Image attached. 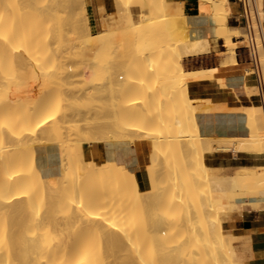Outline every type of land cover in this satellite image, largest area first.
Listing matches in <instances>:
<instances>
[{
    "label": "bare ground",
    "instance_id": "6f19581e",
    "mask_svg": "<svg viewBox=\"0 0 264 264\" xmlns=\"http://www.w3.org/2000/svg\"><path fill=\"white\" fill-rule=\"evenodd\" d=\"M73 1L75 0H0V192L2 193L0 194V216L3 213H6L5 215H2V217H5V216L8 217V215H10V217L14 220L17 217H22L21 219H23L24 217L23 213L26 210H28V208L30 210L32 208L31 207L32 203L33 202L35 203L37 201L36 199H35L36 201H33V200L36 197V195H38V193H40L47 200L50 206V202L57 201L58 197L61 195V192L63 190L64 192L65 191L67 192L69 186H70L69 190H71V188H73L75 184L79 186L80 185L79 183L81 182L82 183L85 182L86 184L90 183L93 186L94 185L99 186V184L106 182L105 187L106 186L107 188L109 187L110 190L108 191L111 194L119 191L120 194H123L122 197L124 198L120 200H122L123 203L125 200H127L125 202L127 204L124 205L125 207L123 206L124 209L123 210L121 209L122 211H126L125 208H128L127 207L128 204L129 206H131V212H132V205L130 204L134 205L133 208H136L135 206H137L139 211L142 209V207L143 209L144 207L146 209V206H143V205L144 204L147 205L146 202L148 200L151 199V201H149V204H150L153 202L155 198H158V197L162 198L161 196L164 193L161 194V192L159 191L160 189L158 190V188H153L155 189L153 194L150 191H149L150 193H147L145 191L141 192L138 189L133 173L129 172L125 167L117 165L115 162L107 161V162L99 163L95 159H92V158L85 159L84 152H83V143L91 142V141H99V140H125V139H133L136 137H148V133H150L151 134L150 138L153 139V143H154V152H156V154L163 152L167 156V153H168L167 151H170V152L175 151V152H178V155H179L180 154L179 151L185 150L186 153L183 151L184 154H182V152L181 154L183 155V157L184 155L186 157V160H185L186 166L184 162L182 163L183 165L181 164V168L183 170L187 168L186 169L187 174L186 172L185 174L188 175V178H189L190 184H188V186L194 184L193 186L194 190L190 188L191 186L188 187V189L190 188L194 192V198L190 197V195H187L189 199L184 197L186 195L184 194L183 196L182 194L183 186L181 185L177 184L178 186H181L180 188L177 187L178 190L182 188L181 194L178 193L179 191L176 189V184H175V189L178 192L177 191L175 192L177 194L175 192H173L172 194V190L174 188H172L170 192L166 190L170 189L171 187L167 188L166 190L163 187L166 193L168 192L171 193V194L168 193L169 194L168 197L169 196L172 197L174 202L182 203L184 206L183 207L184 209L182 210L180 207H174L172 209L169 208L167 211H165L167 207L163 204H160L159 202L160 200L159 201L157 200L159 202L158 206L153 204L150 208H147V210L150 214L157 215L154 219L159 225L157 227L158 229L153 230L152 225H150L149 223H148L149 225L146 223V225L141 226V228L140 226L138 227L136 225H134L135 227H132V228L136 229L137 231H139L137 228H140L141 230L142 228H144L145 229V230L143 229L145 231L144 233L147 234V236L151 232H156L157 234L159 233L165 234L168 231L170 232L169 233L170 237H173L171 236V234L175 232L177 233L176 235L174 234L175 238L183 236L180 231H183V230L186 231L187 229V232H189L190 234L192 233V231H194L193 234L188 235V238L186 237L187 236L186 235L185 239L187 238L186 240H188L190 238H194L192 239V241L194 240L195 243H193L192 241H189V242L192 243V245H195L197 243L196 241L199 240V238H203L204 246H203V243L202 244L197 243L198 245H202L201 248L204 249L206 247L211 254L213 253V255H214V250H216L217 248L218 249L216 253H219L221 251L219 253V258H222L221 260L217 258L218 254L215 253L216 255L215 260L217 264H221V262H228L225 259H227L226 258L227 256L229 258H231V256H229L230 254L229 255L225 254V252L223 251L225 249H222V248L229 246L230 234H229V229H228V233L224 230L223 225H222V218H221L222 213H226L228 211L225 209L228 206V203H224L221 200L215 201L213 190L217 193L218 198L234 196L238 192H241V191H246L250 194L259 193L260 195H264V165L250 166V167H238L237 171L232 174L212 173L211 167L207 166L204 162V153L206 151H211L214 149L232 148L231 150H235V151L243 150V151L254 152L256 154H264V133H263L264 125L262 126V113H260L261 110H259L260 106H258V104H255V103L250 105L251 106L250 107L251 122L249 126V134L247 136L228 137L226 141L220 144H216V145L213 144L212 142H208L204 148L202 147L199 150L198 154H194L192 152V149H190L192 146L190 145L191 143L187 145V140H186L188 139V136H189L188 133L190 132V131L187 132V128L189 125L188 116L185 115L181 110L177 112L175 115L171 116L169 115V112L167 111V109L163 110L164 108L162 109V107L161 109L163 111L160 108H159L160 110L151 109V106L153 105V102L155 100H156V104L157 102L159 103L160 101H161V104L164 102L163 105L158 104V106H164V105L167 106L170 104L171 102L170 100L174 99V97L176 96V92L180 88H185V89L187 88L186 87L187 78L189 77V73L186 72L183 67V63H182L183 56L189 53L191 54L192 52H194V54H198V53L207 51L209 48L208 40L188 38L187 35L184 34L186 30L184 28V23L182 21L183 17H176L177 15L175 17L168 15L165 11L166 3H164L163 1H160L161 3L159 4V7L157 6L156 8L152 0H115L116 3L118 4L117 9L119 11H121L120 9H125V10L129 9L131 10L130 11L131 13L132 8L134 6H137V8L139 9L140 15L143 16L139 21L135 22V21H132L133 14L131 13L132 19L129 17L130 15H128L129 19L127 18V21H128L127 23L129 24L130 23L129 20H131L132 23L129 24L130 28L131 29L135 28V30L133 29L134 30L133 32L131 29L129 30V28L128 30L124 28L127 31H130V33L132 32V34H129L128 36L129 38H131V40L128 39V41L131 42L130 43L131 47L128 41H126L127 45L126 43H124V40L123 42L121 41L122 45L124 44L122 46L124 49L123 51L125 52V47H124L125 45H126L127 52L130 51L128 53L125 52L124 54H121V56L123 57V61L128 62V63L131 62L132 59L135 61V62L132 61L134 63L133 65H128V63H126L127 64L126 66H129L128 68L132 70V75L136 77L139 81L132 83L133 86L135 84L134 87L132 86L131 82L130 83L128 82L129 79L126 82L122 81L121 82L122 86L120 84V87H119L120 90L117 91L118 89L116 87L117 85L113 87V85L116 84L115 83L116 77L120 75L123 76L124 73L118 74L115 72L114 70L115 67L112 64L114 61L111 63L110 62L111 60H110L107 62L108 63L107 66H103L104 64L102 63H96L95 61L90 60L91 57L88 58L89 55L92 56L93 54H96L98 52L99 46H101L102 44H105V43L110 44L112 40L114 41V39L116 41L115 37H118V34L115 32L116 29L103 28L98 31L92 32L90 25H89L88 17H85V14L84 15L82 14L83 13L82 8L85 6L86 0H78L79 6L80 4H82L81 5L82 7L84 4V6L80 8L82 9V12L80 11V13L84 17H81L82 19L80 20L75 19L72 16V12L75 8V6L72 5ZM219 2L222 3V1H219ZM256 3H257V0H256ZM220 7L221 8L219 9V11H217L216 13L214 12L215 16L213 17H215V20L217 21V24H218V28H217L218 36L223 39V46L228 50V53L223 57L220 64L221 65L222 64L224 65L225 63L235 64L237 61L235 58L234 47L235 46L237 47V41L233 40V36L240 35L238 33L239 29L237 27H234V28L229 27L227 24V15L231 12L228 3H223V5H221ZM259 11L264 20V12L260 9ZM122 12H121V15L123 18ZM154 12H155V15H153ZM157 12L160 13L159 17L157 15ZM126 14H129V12L124 13V15ZM156 15L157 17H153ZM124 17L126 18V16ZM119 22H120L119 27L121 28L123 21L122 22L119 21ZM127 23L126 22L125 24L123 23V26L126 27L128 25ZM129 25L127 27H129ZM122 30H123V27H122ZM174 32L179 34L180 42L174 43L171 41L174 44L171 43L170 48L165 47V44L167 43V41L174 39V35H173ZM233 32H235V34ZM176 39H177V35H176ZM120 40H119V44H121ZM136 41H137V44H134ZM134 45H137V46L135 47ZM127 46H129L131 49L128 47L129 49L128 50ZM132 46L135 47L133 48V50H132ZM260 50H261L262 57H264V47L263 48L260 47ZM263 61H264V58H263ZM10 67L11 69L18 71L19 73L20 72L22 73V74L20 73L22 75L20 80L22 81L20 82V80H18V82L20 83L15 86V89H12L16 91H7L6 89L7 86H9L8 85V83L10 82L9 79L15 80L14 78H17L13 76L12 74L13 70L12 71L7 70ZM126 69L127 67H124L123 68L124 71L122 70L120 71L125 72ZM129 70L126 72L129 73ZM6 71L8 72L10 71L11 74L6 73ZM100 73L102 74L105 73L106 77L103 75L101 77H104L105 80L107 79V81L103 80V78H100V79H102L103 82H105L104 84L107 87L105 88L106 89L105 91H108L109 95L108 93L107 94L105 93L107 95V99L105 96L102 97L103 95H105L104 90L103 91L100 90V92L102 93L101 94L99 92L100 96L98 95L99 93L97 91H95L97 93L94 92V94H91V95L92 97L94 95V96L102 97L103 99L105 98L104 100H108L109 98L110 101L111 100L114 101L115 106L111 104L113 107L112 108L109 107L110 109L107 108L108 103H106L107 107L105 105H102V103H100L99 106L101 105L102 107L100 106L99 108L97 106H94L96 105V103L93 105L92 103H90L91 105L90 106L87 104L88 101L86 102V100L83 99L84 94H85L84 97H86L87 99L86 94L88 90L94 91L97 88V85H95L94 81L89 82L88 80H91V78H93L95 75L99 76ZM153 74L157 76L165 77L167 83L169 84L168 87H169L170 92L167 94H163L164 97L162 96V94L160 95V93H157V91H155L154 88H150L148 86L147 77L153 76ZM10 75H12L13 77L11 76V78H9ZM7 76H8V79H7ZM5 82H6V85H5ZM103 82L101 83V86H103ZM127 82L129 84H126ZM123 83H125V85ZM8 90H10V86ZM95 99L96 98L94 97V99H90V100L95 101ZM199 101H202V100L199 99ZM82 102H83V105L86 104L85 105L87 106L86 108L83 107L82 109L80 107V103L82 104ZM18 106H22L23 109H18ZM92 106L95 107L97 110L101 109V113L105 109L104 107H106L108 111L107 109H105L106 113L103 112V114H106V116H104L103 114L101 115V113L99 114V111L97 112L95 108L94 109L96 111H93ZM192 106L194 107L193 103H192ZM196 107L198 108L199 106L196 105ZM88 109L90 110L92 109V112L89 111ZM93 113H96V114L92 115ZM166 114L169 116H167ZM102 118L105 120H102ZM192 118H193L192 120H194V116H192ZM149 120H151L156 125L157 124L163 125L165 127L164 132H162L160 135L155 134L154 131L150 130L152 129L150 124H153V123L148 124ZM188 129L190 130V128ZM100 131L103 132L104 136H101ZM112 136H116V139L115 137L113 138ZM117 136H118V139H117ZM49 142L56 143L60 150L61 174L60 176H57V177L45 176L41 168L35 163V154H36L37 148ZM228 142L232 144V146L229 145ZM156 154H154L155 157H156ZM169 155H171V153ZM162 156L163 154L159 155V157L157 155L158 159L159 158L162 159ZM172 157L173 156L171 155L170 158L173 159ZM179 157L180 155L178 156V158ZM185 157L183 158V160L185 159ZM161 159L159 161H161ZM163 159L165 160V158ZM159 163H162V161L158 162V165L156 164L154 165L159 166ZM164 163L168 165L167 162H164ZM162 166H165V165H162ZM183 166H185V168ZM156 168H159L161 170L162 167L160 166ZM181 168L179 165L177 169L179 170ZM165 169H169V168L165 167ZM174 169L176 170L175 167L169 170L172 172ZM161 171L163 172V169ZM161 171L155 170L156 173L161 172ZM182 171H181V175H183L182 173L184 172ZM152 172L154 174H152ZM155 172L154 170L149 172L153 175L152 178H155L154 177ZM166 172H168V170ZM169 174L171 175V173ZM177 174L174 176L178 177ZM161 176H163V173L160 174V177ZM152 178H149L151 179L150 180L151 183L154 185V187H157L155 185H158V184H154L155 182L152 181L153 180ZM167 178L169 179L170 176H167ZM173 178L174 179H171V181L173 180L178 181L179 179V181L182 182L183 180L184 181L186 180L184 179L185 178L184 176H181V177L179 176L177 179H175V177ZM181 178H183V180ZM163 179L164 178H162V180ZM162 180L160 178V181ZM168 183H166V180H165L163 184L159 182L158 186L159 187L165 186L164 184H168ZM203 183L208 184L207 189H210L209 191L208 190L206 191V187L204 188L205 185L204 186L201 185ZM68 184L69 186H67ZM185 184H187V181H185L184 185ZM210 184L212 186L211 188H208V186L210 187ZM85 185L84 187H86ZM171 186H174V185H171ZM186 186H185L186 188L185 190L189 193L190 191L187 190ZM66 187L67 189L65 190ZM199 188L202 190L205 189L203 191L206 193L203 194V191L202 193H200ZM95 189L98 190V187H95ZM79 190L76 191L74 194L76 193L78 194L80 192ZM83 190H86V189L83 188ZM97 190L95 192H97ZM72 191L74 192L75 190L72 189ZM70 192L68 191L67 193H70ZM73 192L70 194L69 196L70 198L68 197L70 200L72 199L71 195L73 194ZM106 192L107 191L103 193H106ZM119 192H118V196L120 195ZM158 192H160L161 195ZM108 193H106V195ZM77 194L75 196H77ZM115 194L117 195V193ZM62 195H65V194L62 192ZM106 195L104 196L106 197ZM86 196L87 195H85V197ZM118 196H117V199H118ZM108 197L110 196L108 195ZM64 198H67V197H64ZM101 198L102 197H100L99 199L101 200ZM92 199L93 197L91 198V200ZM164 199L165 198H163V200ZM73 200H74V197H73ZM73 200H72V203H75V201ZM76 200H79V199H76ZM163 200L161 201V203L165 202ZM173 200L171 199V201ZM92 202L94 203V201H91V203ZM119 202L120 201L118 200V204ZM48 203H44V205L42 204L44 208L46 206L45 204L48 205ZM63 203L67 205L66 202H63ZM76 203H77V206L76 204L75 205L73 204L74 206H76V208L74 211L72 210L73 212L70 211L71 212L70 217L72 219L74 218L75 221L80 220L79 222L73 223V221L69 218V220H71L69 222H72L74 225L70 224L71 226L70 225L66 226L64 224L65 225L64 226L63 224H61L63 225V227H61V225H59L56 222L58 221V218H59V217L57 218L56 217L57 215H56L55 216L57 218V220L55 218L56 221L54 219L52 220V218H51L52 221L50 220V222L53 223V224L51 223L52 226L53 225L54 226L50 228L48 227L49 225H46L48 229L49 228L51 229V232L53 229L54 230L55 229L65 230L64 232L66 233V235H63V237H60V236H58V238L56 237L57 240H62L64 238V242L68 241L67 239H69V242H72L73 238L78 239L81 236H82L81 238L82 240L85 238L83 237V235L84 234L88 235L89 232H93L92 230L94 228H96L95 230L98 232H100V230H97V229H102V233H103L105 232L103 229H105L106 226L108 227L112 225V224L111 225L109 224V221L111 220L109 217V215H111L110 210L104 211L107 208L109 209L108 206L107 208L103 209V207L101 205L98 206L99 205L98 204L97 206L99 208L98 209L96 208L97 211H95L94 210L95 207L94 209H92L90 207V204L88 205L84 203L83 201L79 200ZM93 203L91 206H93ZM109 203L111 202L109 201ZM170 204L172 203L170 202ZM259 204L260 203H255L257 207L259 206ZM61 205H58V207L60 208ZM65 205L64 207L62 206L64 209L66 208ZM121 205H117V208L120 207ZM138 205L139 206L141 205L142 207L140 208ZM161 205L163 209L165 208L164 211L160 210L161 208L159 209V206ZM191 205L193 208H191ZM105 206L106 204L104 205V207ZM35 207L37 208V206ZM70 207L71 206L69 205L67 209L69 208L70 210ZM100 207H101V210H100ZM47 209L45 208L46 213L55 212V211H52V210L50 211ZM192 209H194V213ZM36 210L37 209H34V211L32 210L30 211L36 214L37 213L40 214V212H37L38 210L37 211ZM99 211L101 213L103 211L105 212V214L108 213L107 217L109 218L108 219L105 218L106 219L105 221L103 220L104 219L103 213H102L103 216L101 215V218H103L102 220L104 221L106 225H104L103 221H101V218L99 216L101 213ZM122 211H120V213ZM135 211L137 213L136 215L137 217L139 215L138 214L139 212H137L138 211L137 209H135ZM114 212L115 211H113V214H115L116 216H113L112 214L113 217L111 216V218L112 219L114 218L116 221H118V218H119L117 217L118 213L117 212L114 213ZM46 213L44 212V214ZM182 213H184V217L181 216V218H178V216H180ZM44 214L43 216L46 217V215ZM50 214L52 215V213ZM54 214H58V213H54ZM122 214L124 213L122 212ZM125 214L129 218L131 217L132 213L125 212ZM133 214H132V218H134ZM65 215L68 216V214H65ZM192 215L197 216V217L201 216V218L204 217L203 220H201L203 221L201 222L202 228H198L200 230L198 229L193 230L192 227L189 226L191 225L190 223H192V220L195 218ZM15 216L17 217L15 218ZM25 216H26L24 217L25 219L30 218L29 216L27 218L26 214ZM176 216H177L176 218L177 221L173 222V219ZM2 217L0 218L2 219ZM33 217H35V214L33 215ZM36 217H38V220L40 219L39 215H37ZM63 218L65 220L67 217L66 218L63 217ZM198 218L201 219L200 217ZM45 219L46 221H48L47 218H44V223L46 222ZM139 219L143 220V218L141 217H139ZM6 220L2 219L3 222ZM130 220L133 221L132 219ZM171 220H172V223L170 222ZM26 221L27 222L31 221V224L27 223L28 226H26V222H25V225L24 224L22 225V222H23L22 220L20 225L22 228L23 226L25 228V231H23L24 235L25 234L32 235V237H30V239H27V240H32L33 242L35 233L34 231L32 232V230L34 229L33 228L30 229L28 227L30 225L33 226L32 221L34 220L30 218V220H26ZM40 221H42V219H40L38 223ZM53 221H55L56 224H54L55 222ZM120 221L122 222V220ZM197 221L199 222L200 220H197ZM16 222L17 224H19L20 223L19 219ZM110 222H112V220ZM147 222H149V220ZM133 223H132V226H133ZM14 224H16L15 221H14ZM17 224L15 226L13 225L14 227L11 226L14 230H16V232H17V229L18 231H21V229L17 227ZM116 224L117 223H115L114 226L112 225L111 227L114 229L118 228L117 231L119 230L121 231L122 229H120L119 227H121L123 223L121 225L118 224L119 227H117ZM128 224L125 223V225L123 226H126L127 228ZM134 224H137V222ZM138 224L141 225L140 223ZM7 225L5 227L3 226L2 228L0 227L1 228L0 230H2L3 228L5 229ZM115 225H116V228H115ZM102 226L103 227L105 226V227L103 228ZM129 226H131V224L128 225V227ZM149 226H151L150 227L151 232L146 231L148 230ZM187 226L191 227V230L189 229V227L187 228ZM197 226H199V224L196 225V227ZM37 227H40V225L39 226L37 225ZM37 227H36V230H37ZM44 227L45 226L42 227V230ZM14 230L13 232H11L10 229H7L6 233L8 234L9 232V235L5 233L6 235L5 236L3 233L2 236L4 235V237L0 236V264H35V261H36L35 258L37 256L39 257V258L37 257L39 260L36 261V264H43V263L45 264H68V261L70 259L69 250H71L70 245H67L66 243H64L67 247L69 246L70 249L67 247L65 249H62L64 247H59L58 245H56V243L55 245L57 246V248H59V250L56 249V246L55 248H52L48 245L47 246L45 245L44 248H41V247H38L39 244H42V242L43 244L45 243L44 241H42V239L40 243L39 239L37 238L39 241L37 245H35L37 241L33 242L34 245L37 247L32 246V248L30 249L28 243H26L28 245H24V247L25 246L29 247V249L27 248L28 253H26L24 251L25 248L22 247L23 241L26 238H24L22 232L16 235V232H14ZM45 230L46 228L44 229V231ZM188 230H190L191 232ZM113 231L115 230H112V234H113ZM42 232L43 231H41L40 233ZM48 232L50 231L48 230ZM121 232L125 233V227H124V231H121ZM132 232L135 233V231H132ZM139 232H137V234H140ZM13 233L15 235H12ZM109 233H111V231H109ZM156 233H154V235H156ZM179 233H181L180 236L178 235ZM36 234L37 235L35 237L39 235V232L38 233L36 232ZM51 234H53V232ZM90 234L91 233H89V235ZM68 235L69 237H67L65 240V237ZM121 235L119 233L115 236H121ZM134 235L135 234L131 233L130 228H128V234H126L127 238H131V240L134 238L133 240L134 242H136L135 240V236H136L137 243H140L142 239L144 242V238L142 235L141 236L139 235L134 236ZM138 236L142 238L140 239ZM147 236L145 235L144 237H147ZM42 237H44L43 234H42ZM56 238H53V239L55 240ZM70 238H72L71 241H70ZM86 238H91V236L90 237L86 236ZM98 238H101V237H98ZM104 238L107 239L106 241H109L107 238V235L104 236ZM43 239H45L46 241V237H44ZM79 239L77 240V243L81 242L79 241ZM101 239L99 241H101ZM109 239L111 240L112 238H109ZM113 239H115L114 236H113ZM116 239H118V241ZM116 239H115L116 242L120 241L119 238H116ZM139 239L140 241H138ZM148 239L150 241L152 240V238L151 239L148 238ZM182 239H184V237L183 238L180 237V240ZM158 240L160 241L161 238ZM158 240H156V242ZM172 240H176V239L172 238ZM99 241L97 244H94V242L96 241L93 242L92 240L91 242V240L89 239L88 245L90 247L85 246L83 243L86 244V242H84V240L82 241L83 242L82 246H84L83 248L85 249V247H87V253H85L86 254L85 256L87 255L89 256L86 259L87 262L85 264H95L92 256L94 255V253H97V255L98 253H100L99 248H97ZM112 241L114 240H111L110 242ZM159 241L158 243L163 242V241H160V242ZM177 241H178V238H177ZM134 242L132 241L130 244L127 243V245H129L128 247L132 245V247H130L129 249L133 248L134 245H137V243L135 244ZM179 242H180L179 243L180 245L187 243V242L181 243L183 241H179ZM62 243H63V240H62ZM132 243H134V245ZM144 243L141 245H144ZM57 244H58V241H57ZM79 244L80 243H78V245ZM93 244L97 245L96 248L99 252L95 251L96 249L95 247H94L95 249L92 248ZM104 244L106 245V243ZM109 244L110 243L108 242L107 246ZM117 244L118 243H116L115 247H118ZM145 244H148V243L146 242ZM216 244L218 247L215 248ZM30 245H32V243H30ZM169 245L171 246V244ZM192 245L189 244V246H192ZM40 246H43V245H40ZM100 246L101 245L99 244V247ZM112 246L113 245L111 246L109 245V247L111 248ZM172 246L170 247L171 249H169L171 251H172V248L175 247L176 245L173 247ZM189 246L187 247L189 248ZM139 247L140 246L138 245L137 249L135 250L138 251L140 249ZM197 247L199 246H196L194 249H198ZM81 248H82L81 246H80V249L75 248L79 251V252L78 251H75V252L80 253V251H82L84 253V251ZM104 248H107V247H104ZM104 248L103 250H105ZM151 248H152L151 250H153L154 252L157 251V249L155 251L154 247H151ZM206 248L205 250H207ZM219 248H221L222 250H220ZM61 249L62 251H60ZM117 249H119V252H120L121 249L120 248H117ZM174 249L178 250L179 248L177 246ZM181 249H180V252L182 251ZM103 250H101L102 254H105V251H107V249L104 251V253H103ZM122 250H123L122 253L124 252V254L127 252H129L130 254L131 252V251H126L123 248ZM141 250L146 251V249H143V248ZM151 250L147 251L146 253V255L148 256L150 255L148 258L153 257V255L155 256V253H153ZM218 250L220 251L218 252ZM111 251L113 252V250L110 249V252ZM158 251L160 252V254L165 255V252H162V250H158ZM183 251L184 253L185 251H187L186 254L188 253V250L184 249ZM190 251H189V254H190ZM115 252L117 251H114V253ZM150 252L153 253V255L150 254ZM174 252L177 253L178 258L176 259L180 260L179 263H181V260L183 259L184 260L183 262L186 264L188 262L187 260L192 257V255L191 256L188 255L189 256L188 259L185 257L182 258L183 256L182 252H181L182 256L179 254L180 253L179 251H178L179 253L177 251H174ZM222 252H223L224 258L220 257ZM229 252L230 251H228V253ZM71 253H72V256L76 254L73 252ZM175 253H173L174 256H175ZM27 254L29 256H27ZM39 254L41 255L39 256ZM133 254H134V257L131 258L132 259L131 262L133 260L135 261L136 260L135 258L137 257H138L137 259H140V258L143 259V257L139 258L138 256L139 254L138 255L136 253H133ZM140 254H141V251H140ZM99 255L101 256V254ZM105 255L108 256L107 254ZM109 255H111L110 257H113L111 253ZM121 255L119 256L121 257ZM85 256H83L84 259H85ZM125 256L127 255L125 254ZM78 257L79 256H77V258ZM93 257L95 258V256ZM128 257L129 256H127V258ZM146 257L144 256V259ZM170 257L173 258L172 256L166 255L165 258H163V260L166 259L165 261H168V259L169 260L171 259ZM125 258L126 257L122 259L123 263H124ZM72 259L74 260V258ZM84 259L82 260L84 261ZM158 259L160 258L158 257ZM207 259L208 258L205 256H198V257L194 256V259L192 260L194 264H201ZM58 260L61 262L57 263L56 261ZM185 260L187 262H185ZM192 260H190L191 263H192ZM127 261L128 260H125V263ZM134 261L132 262L133 264H134ZM149 261L148 263H150ZM170 261H172V259ZM106 262L108 264V261ZM118 262L121 263L120 260ZM137 262L138 261H136L135 263ZM139 262L141 263L142 261L140 260ZM159 262H162V260L160 259ZM172 262L174 263V260ZM69 263L73 264L72 261L71 262L69 261ZM127 263H129V261ZM206 263H208V261ZM80 264H82V262ZM104 264L106 263L104 262ZM141 264H143V262Z\"/></svg>",
    "mask_w": 264,
    "mask_h": 264
},
{
    "label": "crops",
    "instance_id": "0c3cea01",
    "mask_svg": "<svg viewBox=\"0 0 264 264\" xmlns=\"http://www.w3.org/2000/svg\"><path fill=\"white\" fill-rule=\"evenodd\" d=\"M114 1L86 0L89 25L95 31L103 28L116 29L119 27ZM164 1L166 3L165 11L168 15L183 17L182 21L189 38L207 39L209 42L207 51L198 54L192 52L184 55L182 59L184 68L189 73L186 86L187 95L193 105L199 106L195 112V119L200 135L203 137L247 136L249 134L248 118L243 108L254 103L258 104L259 98L249 96L245 92L247 86L253 89L254 79L251 75L245 73L246 62L243 57L238 50H235L237 61L235 64L225 63L221 65L217 62L223 57H218L219 51L225 50L223 49V39L217 35L216 21L213 14L202 9L199 6V0ZM257 4L259 9L264 12V0H257ZM228 5L231 10L227 15L228 26L241 28V24L237 20L239 6L236 0H228ZM141 18L142 15L139 13L133 16L134 21H139ZM233 40L238 43L243 42L240 39L236 40L235 36H233ZM199 99L202 101H199ZM229 149L206 151L204 153L205 164L209 167L220 168L223 171L234 167L264 165V154ZM152 151L154 152V143L150 137L83 143L85 159L92 158L99 163L110 161L125 167L133 173L141 192H148L153 188L159 190L161 188V186H158L159 182L162 183L165 174L162 166L163 157L158 159L160 154L154 152L155 157ZM183 151L185 152V150ZM183 151H179L180 159L185 157V155L184 157L182 155L184 154ZM179 155L176 152L172 156L178 158ZM160 159L162 163L156 166L158 162H161ZM35 163L41 168L45 176H60L61 155L57 144L49 142L39 146L35 154ZM160 166L163 172L156 168ZM153 170L154 172L155 170L161 171L155 172L154 177L159 176L156 179L152 178L153 172L152 174L149 173ZM159 173H163V176L160 177ZM149 178L153 179L154 184H158L155 185L157 187H154ZM160 178L162 181H160ZM157 200L159 201V198H155L150 204L148 200L147 205H143L146 206V209L144 207L145 214L149 213L147 208H150L153 204L158 206ZM217 200L228 204L234 201L241 205L240 208L228 210L222 218L224 230L228 233L229 229V234L235 236L239 246L246 248L244 259L241 254L236 253L231 261H235L236 264H264V206L257 207L255 205V203H261L262 201L257 200L256 194H250L246 191L238 192L233 199L223 197L217 198ZM251 204L255 207H252Z\"/></svg>",
    "mask_w": 264,
    "mask_h": 264
},
{
    "label": "rangeland",
    "instance_id": "374dc122",
    "mask_svg": "<svg viewBox=\"0 0 264 264\" xmlns=\"http://www.w3.org/2000/svg\"><path fill=\"white\" fill-rule=\"evenodd\" d=\"M153 1V4H154V6H156V8H157V6L159 7V4L161 3L160 1H163L164 3H165V1L164 0H152ZM219 1H222V3H220ZM219 2V3H218ZM158 3V4H157ZM163 3V4H164ZM223 3H228V0H199V6L202 8V9H204L205 11H208V12H211L212 14H213V16H215V13L217 12V11H219V9L221 8L220 6L221 5H223ZM73 6H75V8H74V10H73V12H72V16L75 18V19H78V20H80V19H82L81 17H84V16H82L81 15V13H80V11L82 12V9H83V15L85 14V17H88L87 16V12H86V3H85V6H84V4H83V8L81 7V5L82 4H80V6H79V2H78V0H75V1H73V4H72ZM217 5H219V6H217ZM114 6H115V9H116V12H117V14H118V18L119 17H121V18H119V21H123V23L125 24V22L127 23L128 21H127V18L129 19V17L131 18V15L132 16H134V15H136V14H140V12H139V9L137 8V6H134L133 8H132V14L130 13V11L131 10H125V9H120L121 11H119L117 8V6H118V4L114 1ZM215 6V7H214ZM80 8H82V9H80ZM215 8V9H214ZM85 9V10H84ZM216 9H218V10H216ZM122 10H123V12H122ZM125 10V11H124ZM214 10V11H213ZM84 11H85V13H84ZM129 12V14H126V15H124V13H128ZM213 11V12H212ZM121 12L123 13V18H122V15H121ZM136 12V13H135ZM215 12V13H214ZM159 12H157V15H158V17L160 16V13L158 14ZM81 15V16H80ZM128 15H130L129 17H128ZM153 15H155V12H154V14ZM157 15L156 16H153V17H157ZM124 16H126V18L124 17ZM172 16V15H171ZM143 17V16H142ZM175 17V16H174ZM176 17H182V16H180V15H177ZM126 20H125V19ZM132 19V18H131ZM214 19H215V17H214ZM132 21H134V19L132 20ZM216 21V20H215ZM129 24H131L132 22H131V20H129ZM136 22V21H135ZM123 23H122V25H121V28L120 27H118L119 28V30H118V28H116V30H115V32L118 34V37H115L116 38V41H115V39H114V41L112 40L111 41V43L109 44H107V43H105V44H102L101 46H99V48H98V52L96 53V54H93L92 56H88V58L89 57H91L90 58V60H92V61H95L96 63H102V64H104L103 66H107V62L108 61H110L112 64H113V66L115 67V72L116 73H118V74H120V73H124V75L123 76H118V77H116V84L115 85H113V87L114 86H116L115 88L117 89V91L118 90H120V84H121V82L122 81H128V79H129V83L131 82V84L133 83V82H138L139 80L136 78V77H134L133 75H132V70L130 69V68H128L129 66H126L127 64L126 63H128V62H124L123 61V57L121 56V54H124L125 52L126 53H128V52H130V51H128L127 52V50H126V45H127V42L126 41H128V39L129 40H131V38H129L128 36H129V34H132V32L135 30V28H133L132 26V28L134 29H131L130 28V25H129V27H125V26H123ZM119 24H120V22H119ZM120 26V25H119ZM216 28H218V24H217V21H216ZM122 27H123V30H122ZM176 27V26H175ZM91 28V31L92 32H95V30L92 28V27H90ZM124 28H126L127 30H128V28H129V30L131 29L132 30V32L130 33V31H127L126 29H124ZM239 29V34L240 35H236L235 37L237 38L236 40H238L239 39V37L241 36V34H242V29L241 28H238ZM120 30H122V31H120ZM120 31V32H119ZM119 32V33H118ZM175 33V34H174ZM173 33V35H174V39L173 40H169V41H167V43L165 44V47H167V48H170V44L172 43V42H174V43H178V42H180L179 40V38H180V36H179V34L178 33H176V32H174ZM234 34H235V32H233ZM184 34H186L187 35V33H186V31H185V33ZM176 35H177V39H176ZM217 35H218V29H217ZM187 37L189 38V36L187 35ZM118 38V39H117ZM121 39V40H120ZM177 41H176V40ZM119 40H120V43H121V41L123 42V40H124V43H126V45L124 46L125 47V52L123 51L124 49H123V45H122V43L121 44H119ZM175 40V41H174ZM118 41V42H117ZM172 41V42H171ZM129 42V45H130V41H128ZM133 42V41H132ZM113 43V44H112ZM174 43H172V44H174ZM133 44V43H132ZM134 44H137V41L134 43ZM244 44V41L243 42H237V46H240V45H243ZM114 45V46H113ZM135 47L137 46V45H134ZM116 49H118V50H116ZM128 47L129 46H127V49H128ZM130 47H131V45H130ZM129 47V48H130ZM135 47H133L132 46V50H133V48H135ZM101 48H103V49H101ZM108 48H110V49H108ZM121 48V49H120ZM105 49V50H104ZM131 49V48H130ZM223 49H225V50H221V51H219V53H218V57H220V56H225L227 53H228V50L224 47ZM107 50H108V52H107ZM129 50V49H128ZM236 50V46L234 47V51ZM110 51H111V53H110ZM122 53H121V52ZM110 53V54H109ZM113 53V54H112ZM114 55V56H112V55ZM108 55V56H107ZM112 56V57H111ZM110 57V58H109ZM223 57L222 58H220L219 60H217V62L220 64L221 63V61H222V59H223ZM111 58H113V59H111ZM132 61L133 62H135L133 59H132ZM129 62L128 63V65H133L134 63L133 62ZM131 63V64H130ZM124 67H127V69L129 70V73L128 72H126V71H128L127 69L125 70V72H121L120 70H122V71H124L123 70V68ZM183 67H184V65H183ZM185 69V68H184ZM7 70H10V71H12L13 69H11V67L9 68V69H7ZM10 71L8 72V71H6V73H9V74H11L10 73ZM186 71V70H185ZM15 72V73H14ZM187 72V71H186ZM21 73V72H20ZM18 71H15V70H13V72H12V74H13V76L14 77H17V78H14L15 80H13V79H9V83H8V85L10 86V90H8V88H9V86H7V91H16V90H12V89H15V86L16 85H18L22 80H20L21 79V74H20ZM105 73H106V71H105ZM105 73L104 74H102V73H100L99 74V76H97V75H95L93 78H91V80H88L89 82H92V81H94V83H95V85H97V88H96V90H94V91H92V90H88V92H87V94H86V96H87V99H86V97H84L85 96V94L83 95V99H85L86 100V102H87V104L88 105H90V103H92V105L93 104H95L96 103V105H94V106H97V107H99L100 108V106H99V104L100 103H102V105H105L106 106V103H108V107L107 108H109V107H113L112 105H114L115 106V103H114V101H110L109 100V98H108V100H104L102 97H106V99H107V93H108V95H109V92L108 91H105L106 89L105 88H107L106 87V85L104 84L105 82H103V80H105V78L104 77H101L102 75L103 76H105ZM9 74H8V76H9ZM20 74V75H19ZM19 75V76H18ZM8 76H7V79H8ZM11 76L12 75H10V77L9 78H11ZM12 76V77H13ZM99 77V78H98ZM106 77V76H105ZM131 77V78H130ZM98 78V79H97ZM100 78H103V80L102 79H100ZM127 78V79H126ZM89 79V78H88ZM126 79V80H125ZM18 80H20V82H18ZM131 80V81H130ZM147 80H148V86L150 87V88H154L155 89V91H157V93H160V95L162 94V96H163V94H167V93H169L170 91H169V84L167 83V81H166V78L165 77H163V76H157V75H154L153 74V76H148L147 77ZM7 81V80H6ZM97 81V82H96ZM99 81V82H98ZM105 81H107V79L105 80ZM118 81V82H117ZM119 81H120V83H119ZM103 82V86H101V83ZM126 83V84H129V83ZM12 83V84H11ZM17 83V84H16ZM119 83V84H118ZM13 84H15V85H13ZM91 84V83H90ZM124 85H125V83H123ZM5 85H6V82H5ZM105 85V86H104ZM123 85V86H124ZM121 86H122V84H121ZM132 86H133V84H132ZM131 86V87H132ZM134 86H135V84H134ZM133 86V87H134ZM6 87V86H5ZM12 87V88H11ZM122 88V87H121ZM250 88V89H249ZM248 88V86L247 87H245V92H246V94L247 95H249V96H255V97H257V95H256V93L253 91V89L251 88V87H249ZM100 90H104V94L105 95H103L102 97H99L100 96ZM251 90V91H250ZM95 91H97L99 94V96H94L93 95V97H92V95L91 94H94V92ZM90 92V93H89ZM97 92H95V93H97ZM102 94V93H101ZM91 95V96H90ZM97 95V94H96ZM159 95V94H158ZM159 95V96H160ZM94 97L96 98L95 99V101H92V100H90V99H94ZM164 97V96H163ZM258 98V97H257ZM82 99V100H83ZM81 100V101H82ZM90 100V101H89ZM92 101V102H91ZM158 101V100H157ZM171 102H170V104L169 105H167V106H158V104L159 105H163V103L161 104V101L158 103L157 102V104H156V100L153 102V105L151 106V109H161V107H162V109L163 110H166L167 109V111L169 112V115H175L177 112H179L180 110L185 114V115H187L188 116V121H189V125H188V128H190V130L187 128V132H191V134H190V132L188 133L189 134V136H188V139H186L187 140V145L188 144H190V145H192L191 146V148L190 149H192V152L194 153V154H198V152H199V150L203 147H205L206 146V144L208 143V142H212L213 144H220V143H222V142H224V141H226L227 140V138L228 137H203V136H201L200 135V133H199V130H198V126H197V123H196V119H195V112H196V110L198 109L197 107H196V105L194 104V107L192 106V101H191V99L188 97V95H187V89H185V88H180L177 92H176V96L174 97V99H171L170 100ZM85 102V101H84ZM85 102V103H86ZM98 104V105H97ZM112 104V105H111ZM81 105H83V102H82V104L80 103V107L83 109V107L84 108H86L87 106H85L86 104H84L83 106H81ZM91 106V105H90ZM90 106H89V108H90ZM258 106H260V104H259V102H258ZM20 107V108H19ZM93 107V106H92ZM91 107V108H92ZM102 107V106H101ZM104 107V106H103ZM106 107H104L105 109H107ZM250 107L251 106H247V107H244L243 108V110L246 112V114H247V118H248V126H250V122H251V118H250ZM95 107H93L92 109H93V111H96L95 109H94ZM98 108V109H99ZM103 108V109H104ZM258 108V107H257ZM18 109H23L22 108V106H18ZM92 109L90 110V109H88L89 111H91L92 112ZM103 110L102 111V113H101V109H99V110H97V112L99 111V114L101 113V115L103 114V112H105L106 113V110ZM110 109V108H109ZM159 109V110H160ZM161 109V110H162ZM86 110V109H85ZM162 110V111H163ZM259 110H261V107H259ZM107 111H108V109H107ZM167 112V113H168ZM261 113V112H260ZM94 114H96V113H93L92 115H94ZM104 116H106V114H103ZM167 115V114H166ZM169 115H167V116H169ZM192 116H194V120H192L193 118H192ZM104 118H106V117H104ZM117 118V117H116ZM102 120H105V119H103L102 118ZM150 123H153L151 120H149L148 121V124H150ZM151 125V128L152 129H150V130H152V131H154V133L155 134H157V135H160L162 132H164V130H165V127L163 126V125H161V124H155V123H153V124H150ZM264 124H263V119H262V126H263ZM153 126V127H152ZM263 128H264V126H263ZM264 130V129H263ZM262 130V131H263ZM263 133H264V131H263ZM100 134H101V136H104V134H103V132H101L100 131ZM116 135V134H115ZM152 135H153V133H152ZM113 138L115 137V139H116V136H112ZM148 137H151V134L150 133H148ZM117 139H118V136H117ZM191 141V142H190ZM228 144L229 145H231L232 146V144H230L229 142H228ZM168 153H167V156L163 153V152H160L161 154H163V158H165V160L163 159V165H165V166H163L164 167V169H165V167L166 168H169V169H172V168H176V170L174 169L172 172L174 173H172L169 169H165V174L166 175H164V179H163V181H162V184L164 183V181L166 180V183H168L169 181V183L168 184H164L165 186H161V188H160V192H161V194L162 193H164V194H162V198H160V197H158L159 198V202H160V204H163V205H165L167 208L165 209V211H167L169 208L170 209H172V208H174V207H180L182 210L184 209L183 207V204L182 203H177V202H174V200H173V198L172 197H168V195L169 194H171L170 192V190H172V188H174L173 190H172V194H173V192H175V191H177L178 190V188H180L181 186H183L182 188H183V190H182V188L181 189H179L177 192L178 193H180L181 194V190H182V194H183V196H184V194L186 195V196H184V197H186V198H188L187 197V195H190V197H192V198H194V192L192 191V189L194 190V188H193V186H194V184H192V185H190V186H188V184H190L189 183V178H188V175H186L187 174V168L185 169V170H183L182 168H181V164L182 163H184L185 162V160H186V158L183 160V159H177L176 157H172L173 159H171L170 158V156L171 155H175L176 154V152L174 151V152H170V151H167ZM159 153V154H160ZM171 153V155H169ZM160 154V155H161ZM172 160V161H171ZM181 161V162H180ZM164 162H167L168 163V165L166 164V163H164ZM180 165V168L181 169H177L178 167H179V165ZM183 165V164H182ZM185 166H186V162H185ZM185 166H183L184 168H185ZM237 169H238V167H234V168H230L229 170H227V171H223L222 169H220V168H214V167H211V171H212V173H220V174H232V173H235L236 171H237ZM168 170V172H166ZM184 172H183V171ZM181 171L183 172L182 174L183 175H181ZM176 172V173H175ZM177 172H178V174H177ZM180 172V173H179ZM185 172H186V174H185ZM169 173H171V175L169 174ZM177 174V176L179 177H181V176H184L185 178L184 179H186L185 181H187V184H185L184 185V183H185V181L183 180V178H181L183 181L182 182H180L179 181V179H178V181L177 180H173V181H171V179H174L173 177H175V179H177L178 177H176V176H174V175H176ZM167 176H170V178L168 179L167 178ZM73 178V177H72ZM169 180V181H168ZM168 181V182H167ZM180 182V183H179ZM184 182V183H183ZM67 183V182H66ZM77 183V182H76ZM82 183V182H81ZM79 183L80 185L78 186L77 184H75V186L73 187V188H71V190H69L70 189V186H69V184L67 185V186H69L68 187V190H67V192L69 191H71L70 193H67L66 191L64 192V190L62 191L65 195H62V192H61V195L58 197V200L57 201H55V202H50V206H49V203L47 202V200L40 194V193H38V195H36V197L34 198V200L33 201H36L35 203L33 202L32 203V208L30 209V210H32V211H34V209H37L36 211L37 212H40V214L39 213H34V212H32V211H30L29 210V208H28V210H26L24 213H23V216L24 217H26L25 216V214L27 215V218H28V216L32 219V220H34V221H32L33 223V226H29L28 228H33L34 230H32V232L34 231V233H35V235H34V239H33V242H36V244L35 245H37V243L40 241V243H41V239H42V241H44V243L45 244H43V242H42V244H39V246L38 247H41V248H44L45 247V245L47 246H50V247H52V248H55V246L56 245H58L59 247H64V248H62V249H65L67 246L64 244V243H66L67 245H70V247H71V250H69L70 251V255H69V261L71 262L72 261V263L73 264H75V262H76V264L78 263V264H80L81 262H82V264H85L86 262H87V258L89 257L88 255L87 256H85L86 254L85 253H87V247H90L89 245H88V240L90 239L91 240V242H92V240H93V242L94 241H96V242H94V244H97L98 243V241L101 239V241H99V244L101 245L100 247H99V244H98V247H97V245H92L93 247L92 248H99V250H100V253H98V255H97V253H94V255L93 256H95V258L92 256V258H93V260H94V263L95 264H99V262H100V264H101V262H102V264H104V262L107 264V262L106 261H108V264H124L125 263V260H128L129 261V263H125V264H133L132 262L134 261H132L131 262V258L132 257H134V254L133 253H136L138 256H139V258L140 257H143V259H137V258H135L136 260L134 261V264H141L142 262H143V264H172L173 262V260H174V263L175 264H178L179 262H180V260H178V259H176V258H178V256H177V253H175L174 251H179L180 252V249L182 250L181 252H182V254H183V256L181 255V252L179 253L181 256H182V258L183 257H185V258H189V256H191L192 255V259H194V256L195 257H198V256H205V257H207L208 259L207 260H205L204 262H202L201 264H208V263H213V264H217L216 263V260H215V253H216V251H217V249L216 250H214V255H213V253L211 254L209 251H208V249L207 250H205V248L203 249V248H201V246L202 245H198V244H202L203 242H204V239L203 238H199V240H197L196 242L198 243H196L195 245H192V243H190L189 241H192V239H194V238H190V239H188V240H186L187 238H188V235H191V234H193L194 233V231H192V233L190 234L189 232H187V229H186V231H180L181 233H182V235L183 236H180V234L181 233H179L178 235L181 237V238H183L184 237V239H182V240H180V237H177L178 238V241H177V238H175L174 237V234L176 235L177 233H172L171 234V236H173V237H170V232H168L167 231V233H165V234H161V233H159V234H157L156 232H151V230H150V227L151 226H149V228H148V230H146V231H150L151 233L149 234V232H148V236H147V234H145L144 232V228H142V230L140 229L141 228V226H144V225H146V223L148 224H150V225H152V229L153 230H156V229H158L157 227L159 226L158 225V223L155 221V217L157 216V215H152V214H150V213H147V214H145L144 213V209H143V207L140 205H138L140 208L142 207V209L139 211V209H138V207L137 206H135L136 208H133V204H130V205H132V212H131V206H129V204H128V208H125V210L126 211H122L124 208H123V206L124 205H126L127 203H125L127 200H125L124 201V203H123V201L122 200H120V199H122L123 197V194H120V192L119 191H117V192H115V193H117V195L115 194V193H113V194H111L108 190H110L109 189V187L107 188V186L105 187V184H106V182H104V183H102V184H99V186H97V185H92V184H90V183ZM175 184H176V189H175ZM181 185V186H178V185ZM84 185L86 186V187H84ZM103 185V186H102ZM171 185H174V186H171ZM187 185V186H186ZM201 185H205L204 186V188L206 187V191L208 190H210V189H207V185L208 184H206V183H203V184H201ZM201 185H200V187H201ZM185 186L187 187V190H189L190 192L189 193H191V194H189L185 189ZM211 184H210V187L208 186V188H211ZM91 187H93V188H91ZM95 187H98V190L97 189H95ZM163 187L165 188V190L167 189V188H170V189H168V190H166V191H170V192H168V193H166V191L163 189ZM178 187V188H177ZM188 187H190V188H192V189H188ZM77 188H78V190L80 189V188H82V189H80L79 191V193L77 194V196H75L76 194H74L76 191H78L77 190ZM83 188H85L86 190H87V192H86V190H83ZM88 188V189H87ZM203 188V187H202ZM67 189V187L65 188V190ZM72 189L73 190H75L74 192L72 191ZM92 190V191H90V190ZM95 189V190H94ZM100 189V190H99ZM163 189V190H162ZM97 190V192H98V194H97V192H95ZM102 190V191H101ZM163 192H162V191ZM185 190V191H184ZM201 190V191H200ZM203 190H205V189H203ZM202 189H200L199 188V192L200 193H202V191H203ZM105 191H107L106 193H108L107 195H106V193H103V192H105ZM155 191V189H152L150 192L153 194V192ZM165 191V192H164ZM73 192V194L71 195L72 197V199L70 200L69 198V196H70V194ZM90 192H92V193H90ZM95 192V193H94ZM118 192H119V196H118ZM149 191L147 192V193H150ZM160 192H158L159 194H160ZM99 193H100V195H99ZM176 193V192H175ZM174 193V194H175ZM187 193V194H186ZM206 192H204L203 191V194H205ZM0 194H2L1 192H0ZM66 194H67V196H66ZM80 194V195H79ZM103 194V195H102ZM160 194V195H161ZM177 194V193H176ZM213 194H214V200L216 201L217 200V198H218V196H217V193L213 190ZM85 195H87L86 197H85ZM91 195V196H90ZM104 195H106V197L104 196ZM108 195L110 196V197H108ZM114 195H116V196H114ZM163 195H164V197H163ZM257 195V200L258 201H262L260 204H259V206H263L264 205V195H260L259 193L258 194H256ZM117 196H118V199H117ZM148 196V195H147ZM167 196V197H166ZM64 197H67V198H64ZM69 197V198H68ZM73 197H74V200H73ZM82 199H81V198ZM89 197V198H88ZM93 197V199L91 200V198ZM100 197H102L101 198V200L99 199ZM113 197V198H112ZM236 197V195H234V196H228L227 198H231V199H233V198H235ZM83 198H85V199H83ZM108 198V199H107ZM112 198V199H111ZM163 198H165L164 200H163ZM36 199V200H35ZM76 199H79L80 201H83L84 203H86V204H90V207L92 208V209H94V207H95V211H97L96 210V208L98 209L99 207L98 206H102L103 207V209H105V208H107V206L109 207V209L107 208V209H105L104 211H109L110 210V214L111 215H109V217H110V219L112 220V222H110L109 221V224L111 225H113L114 226V224L115 223H117L116 225H117V227H119V225L118 224H122V226L123 225H125V223L126 224H128V225H130L131 224V226H129L128 227V225H127V228H126V226H121V227H119L120 229H122L121 231H124V227H125V233L123 232H121L120 230V232L119 231H117L118 230V228L117 229H114V228H112L111 226H106V228L105 229H103L105 232H103L102 233V229H97V230H100V232H98V231H96L95 229L96 228H94L92 231L93 232H89V233H91L90 235H89V233H88V235L87 234H84L83 235V237H85L84 239H82L81 240V238H82V236L81 237H77L78 239H79V241H81V242H78V243H80L79 245H78V243H77V240L78 239H76V238H70V241H71V239H72V242H69V239H67L68 241H66V242H64V238L62 239L63 240V243H62V240H57V238H58V236H60V237H63V235H66V233L64 232L65 230H63V229H53L52 230V232H53V234H51L52 232H51V227H53L52 226V222H50V220H51V218H52V220L54 219L55 220V218L57 217H59L58 218V221H56L57 220V218H56V222L59 224V225H61V224H65L66 226L68 225H74L73 223H76V222H79V221H75L74 220V218L72 219L70 216H71V212L70 211H74L75 210V208H76V206H77V203L76 202H78L79 200H76ZM89 199V200H88ZM97 199V200H96ZM104 199V200H103ZM111 199V200H110ZM114 199V200H113ZM124 199V198H123ZM148 199H149V197H148ZM171 199L173 200V201H171ZM189 199V198H188ZM67 200V201H66ZM69 200V201H68ZM72 200L73 201H75V203H72ZM118 200L120 201L119 202V204H118ZM165 201V202H162L161 203V201ZM170 200V201H169ZM71 201V202H70ZM91 201H94V203H93V206H91L92 205V203H91ZM97 201H99V202H97ZM109 201L111 202V203H109ZM149 201H151V199L149 200ZM217 201H220V200H217ZM57 202V203H56ZM63 202H66V204L67 205H65V203H63ZM89 202V203H88ZM106 202V203H105ZM159 202H158V204H159ZM170 202L172 203V204H170ZM173 202H174V204H173ZM44 203H48V205L47 204H45L47 207H48V209H47V207L45 206V208L47 209V210H52V211H55V212H47L46 213V210H45V208H44ZM51 203H53V204H51ZM165 203V204H164ZM193 203V202H192ZM43 204V205H42ZM62 204V205H61ZM66 206V208L64 209L63 207H64V205ZM76 204V206H74V205ZM99 204V205H98ZM106 204V206L104 207V205ZM113 204V205H112ZM116 204V205H115ZM122 204V205H121ZM39 205H41V206H39ZM54 205V206H53ZM58 205H61V207L59 208L58 207ZM71 206L70 207V210H69V208L67 209V207L68 206ZM95 205V206H94ZM98 205V206H97ZM117 205H121L120 207H118L117 208ZM192 205H194V204H192ZM192 205H191V208H193L192 207ZM35 206H37V208L35 207ZM63 206V207H62ZM97 206V207H96ZM240 204H237V203H235L234 201H232L231 202V204H228V206L225 208L226 210H231V209H234V208H240ZM251 206L252 207H255L253 204H251ZM34 207V208H33ZM111 207V208H110ZM125 207V206H124ZM164 207V206H163ZM74 208V209H73ZM161 208V209H160ZM114 209V210H113ZM122 209V210H121ZM135 209H137L138 211L137 212H139L138 214V216L136 217V215H137V213H136V211H135ZM159 209L160 210H163L164 211V209L162 208V205L161 206H159ZM159 209H158V211H159ZM40 210V211H39ZM100 210H101V207H100ZM115 211L114 213H118V215H120V216H118L117 215V217H119L120 218V220H122V222L119 220V218H118V221H116L114 218L112 219L111 218V216H112V214H113V211ZM130 210V211H129ZM134 210V211H133ZM193 210V213H194V209H192ZM35 211V212H36ZM46 213V214H44V212ZM72 211V212H73ZM120 211H122L124 214H122V212L120 213ZM100 212V211H99ZM112 212V213H111ZM125 212H127V213H134L133 214V217L135 218H132V214H131V217H127L126 216V214H125ZM184 212V211H183ZM30 213V214H29ZM50 213H52V215L50 214ZM54 213H58V214H54ZM64 213V214H63ZM101 213V212H100ZM102 213H103V215H102ZM102 213L99 215L100 216V218H101V215L103 216V218H101V221H105L106 219L105 218H109V217H107V214L108 213H106L105 214V212H103L102 211ZM6 213H3L2 215H5ZM35 214V217H33V215ZM43 214L44 215H46V217H44L43 216ZM49 214V215H48ZM65 214H68V216L67 215H65ZM2 215L0 216V217H2ZM8 215V214H7ZM37 215H39V218L40 219H42V221H40L41 222V224H43V225H41L40 224V222L38 223V221L40 220H38V217H36ZM48 215V216H47ZM57 215V216H56ZM64 215V216H63ZM124 217H123V216ZM141 215V216H140ZM194 215V214H193ZM192 215V216H193ZM47 218L48 219V221H46V219H45V223H44V218ZM53 216V217H52ZM56 216V217H55ZM62 216V217H61ZM113 216H116L115 214H113ZM112 216V217H113ZM121 216H122V218H121ZM144 216V217H143ZM181 216H183L184 217V213H182L180 216H178V218H181ZM223 216H224V213H222V215H221V218H223ZM5 217H6V219H5ZM5 217H2V219H4V220H6V221H8V222H6V221H2V219L0 218V221L1 222H3V223H1L0 222V225H2V226H0L1 228L4 226H6L7 224V227L2 231V230H0V236H2V234L4 233V235H5V233H6V231H7V229H10V231L11 232H13V228L11 227V226H15L16 224H17V222L16 221H18V219H19V221H20V223L19 224H17V227H19L20 229H21V231H18V229H17V232H16V230H14V232H16V235H18V233H23V231H25V228H24V226H23V228L21 227V221L23 220V222H22V225L24 224L25 225V222H26V226H28L27 225V223H30L31 224V221L29 222H27L26 220H30V218H28V219H25L24 217H23V219H21L22 217H17V216H15V220L14 219H12L11 217H10V215H8V217L7 216H5ZM13 217V216H12ZM63 217H67L65 220H64V218ZM139 217H141V218H143V220L141 221L140 219H139ZM145 217H147V218H145ZM193 217H195L194 219H193ZM192 217V223H190L191 225H189V226H191L192 227V229L194 230V229H198V228H202V223L201 222H203V221H201V220H203V218H201V216H198V217H200L201 219H199L197 216H193ZM198 219H197V218ZM9 218V219H8ZM14 218V217H13ZM38 220H36V219ZM61 218H63V219H61ZM69 218L73 221V223L72 222H69V221H71V220H69ZM177 216L173 219V222H176L177 221ZM103 219V220H102ZM125 219V220H124ZM130 219H134L133 221H131ZM211 219H213V218H211ZM11 220V221H10ZM12 220H14L15 221V223L16 224H14V221H12ZM51 220V221H52ZM64 220V221H63ZM114 220V221H113ZM127 220V221H126ZM129 220V221H128ZM137 220V221H136ZM138 220H140V221H138ZM146 220V221H145ZM149 220V222H147ZM179 220H181V219H179ZM197 220H200L199 222L197 221ZM55 221H53V222H55ZM66 221V222H65ZM75 221V222H74ZM104 221H103V223H104ZM124 221V222H123ZM5 222H6V224H5ZM47 222H49V223H47ZM56 222L54 223V224H56ZM64 222V223H63ZM115 222V223H114ZM128 222V223H127ZM136 223L137 222V224L138 223H140L141 225H137V224H134V223ZM171 223H172V220L170 221ZM13 223V224H12ZM52 223V224H51ZM132 223H133V226H132ZM57 224V225H58ZM148 224V225H149ZM199 224V226H197L196 227V225H198ZM201 224V225H200ZM34 225H35V227H34ZM37 225L39 226L40 225V227H37ZM46 225H49L48 227H50L49 229H48V227L46 226ZM63 225H61V227H63ZM64 225V226H65ZM70 225V226H71ZM104 225H106L105 223H104ZM116 225H115V228H116ZM134 225H136V226H140V228H137L139 231H137L136 229H134V228H132V227H135ZM148 225H147V227H148ZM13 226V227H14ZM43 226H45L44 228H43V230H42V227ZM189 226H187V228L189 227ZM201 226V227H200ZM36 227H37V230H36ZM103 227V226H102ZM105 227V226H104ZM103 227V228H104ZM109 227H111V228H109ZM146 227V228H147ZM191 227H189V229L191 230ZM0 228V229H1ZM16 228V227H15ZM46 228V230L44 231V229ZM128 228H130V230H131V233L132 234H135V235H139V236H143V238H144V242L146 243H148V244H145L144 242H143V239L140 241V239L142 238H140L139 236V240L138 241H140V243H137V237L135 236V240H136V242H134V238L131 240V238H127V236H126V234H128ZM19 229V230H20ZM27 229V228H26ZM30 229H28V230H30ZM108 230V232H107V230ZM144 229V230H143ZM27 230V231H28ZM48 230L51 232H48ZM95 230V231H94ZM112 230H115V231H113V234H112ZM190 230H188V231H190ZM198 230H200V229H198ZM2 231V232H1ZM9 231V230H8ZM41 231H43L42 233H40ZM58 231V232H57ZM109 231H111V233H109ZM132 231H135V233L134 232H132ZM139 232L140 234H137V232ZM170 231V230H169ZM36 232L38 233L39 232V235L37 236V237H35L37 234H36ZM63 232H64V234H63ZM107 232V233H106ZM142 232V233H141ZM191 232V231H190ZM45 233V234H44ZM57 233V234H56ZM62 233V234H61ZM116 233V234H115ZM120 233V235L121 236H115V235H117V234H119ZM147 233V232H146ZM154 233H156V235H154ZM187 233V234H186ZM7 234V233H6ZM42 234H43V236L44 237H46V241H45V239H43L44 237H42ZM48 234V235H47ZM61 234V235H60ZM112 234V235H111ZM124 234H125V236H124ZM4 235L2 236V237H4ZM7 235H9V232H8V234ZM10 235H11V233H10ZM12 235H15L14 233L12 234ZM28 235V236H27ZM46 235V236H45ZM56 235V236H55ZM107 235V238H108V240L109 241H106L107 239H105L104 238V236H106ZM109 235V236H108ZM111 235V236H110ZM147 236V237H144V236ZM187 235V236H186ZM6 236V235H5ZM20 236V235H19ZM23 236H24V238H26L25 240H24V238H23V244H22V247L23 248H25V252L26 253H28V249H29V247H30V249L32 248V246H34V247H37V246H35L34 245V243L32 242V240H27V239H30V237H32V235L31 234H25L24 235V233H23ZM22 236V237H23ZM49 236H51V237H49ZM86 236L87 237H90L91 236V238H86ZM94 236V237H93ZM113 236L115 237V239L116 238H119V240L121 241H119L120 243H122V244H120L119 242H116L115 241V239H113ZM133 236V237H134ZM185 236L187 237L186 239H185ZM27 237H29V238H27ZM48 237V238H47ZM57 237V238H56ZM65 237V236H64ZM67 237H69V235L68 236H66L65 237V240H66V238ZM98 237H101V238H98ZM121 237H123V238H121ZM125 237V238H124ZM39 239V241H38V239ZM50 238H56L55 240L53 239H50ZM95 238H96V240H95ZM98 238V239H97ZM109 238H112L111 240H114V241H112V242H110L111 240L109 239ZM148 238H152V240L150 241ZM161 238V240L160 241H163V242H160L158 239H160ZM162 238H163V240H162ZM172 238H174V239H176V240H172ZM229 238H230V246H226L225 248H222V249H225V250H223L224 252H225V254H227V255H229V256H231V258H229L228 256L226 257L227 259H229V260H227V259H225L226 261H228V262H221V264H236L235 263V261H231L232 259H234V256L236 255V253L237 254H241L242 256H243V259L245 258V252H246V248L245 247H241V246H239V243H238V241H237V239H235V236L234 235H232V234H230V236H229ZM32 239V238H31ZM37 239V240H36ZM166 239H168V240H166ZM35 240V241H34ZM84 240V242H86V244L85 243H83L82 241ZM105 242H104V241ZM117 241H118V239H116ZM147 240V241H146ZM149 240V241H148ZM156 240H158L160 243H158V241L156 242ZM185 240V241H184ZM29 241V242H28ZM57 241H58V244H57ZM134 242L135 244L137 243V245H134V243H132L133 245H134V247L133 248H131V249H129L130 247H132V245H130V247H128L129 245H127V243L128 244H130L131 242ZM179 241H183V242H181V243H186V244H182V245H184V246H182V245H180L179 243ZM201 243H200V242ZM61 242V243H60ZM69 242V243H68ZM73 242H74V244H73ZM102 242V243H101ZM108 242L110 243L109 245L111 246V245H113L112 246V248L111 247H109V245L107 246V244H108ZM115 242V243H114ZM152 242H154V243H152ZM156 242V243H155ZM189 242V243H188ZM193 243H195L194 242V240L192 241ZM26 243H28L29 244V247L27 246H25L24 247V245H28V244H26ZM30 243H32V245H30ZM55 243H56V245H55ZM71 243V244H70ZM82 243L85 245V246H87V247H85V249L83 248L84 246H82ZM104 243H106V245L104 244ZM116 243H118L117 244V246L118 247H115L116 246ZM144 243V245H141V244H143ZM151 243V244H150ZM176 243V244H175ZM179 245H178V244ZM63 244V245H62ZM78 246H77V245ZM169 244H171V246L173 245V246H175V247H173L172 248V251L171 250H169V249H171L170 247V245ZM189 244H191L192 246H189ZM40 245H43V246H40ZM72 245V246H71ZM138 245L140 246L139 248V252L138 251H136L135 249H137V247H138ZM147 245H149V246H147ZM151 245V246H150ZM153 245V246H152ZM164 247H163V246ZM74 246V247H73ZM80 246L82 247L81 249L84 251V253L82 252V251H80V253H78L79 251L77 250V249H75V248H79L80 249ZM123 246V247H122ZM146 246V247H145ZM160 246H162L163 247V249H162V247H160ZM170 246V247H169ZM178 246V250H176V249H174V248H176ZM187 246H189V248L187 247ZM194 246V247H193ZM196 246H199V247H197L198 249H194ZM203 246H204V243H203ZM33 247V248H34ZM70 247L68 246L67 248H69L70 249ZM104 247H107V248H104ZM109 247V248H108ZM145 247V248H144ZM149 247H150V249H149ZM151 247H154L155 248V251H156V249H157V251L156 252H154L153 250H151L152 248ZM181 247V248H180ZM193 247V248H192ZM216 247H218L217 246V244H216V246H215V248ZM28 248V249H27ZM94 248V249H95ZM97 248L95 249V251H97V252H99L98 250H97ZM103 248L106 250L107 249V251H105V250H103ZM117 248H120L121 250H120V252H119V249H117ZM122 248L124 249V250H126V251H131L130 252V254H129V252H127V253H125L127 256H129L128 258H127V256H125V254H124V252L122 253ZM146 249V251H142L141 249ZM160 248V249H159ZM188 248V249H187ZM26 249H27V251H26ZM56 249H58L59 250V248H57V246H56ZM62 249L60 250V251H62ZM75 249V250H74ZM110 249L111 250H113V252L111 251L110 252ZM149 249V250H148ZM188 250V253L186 254V252L187 251H185V253H184V251L183 250ZM220 250H222L221 248H219ZM228 249H230V250H228ZM101 250H103V253H104V251H105V254H107L108 256H106L105 254H102V251ZM152 251L153 253H155V256L153 255V253H151L150 252V254H152L153 255V257H150V258H152V259H150V258H148L149 256L148 255H146V253H147V251ZM158 250H162V252H165V255H163V254H160V252L158 251ZM191 250V251H190ZM194 250V251H193ZM220 250H218V252L220 251ZM75 251H78V252H75ZM86 251V252H85ZM114 251H117V252H115L114 253ZM140 251H141V254H140ZM189 251H190V254H189ZM228 251H230L229 253H228ZM71 252H73V253H76L74 256H72V253ZM113 255V257H110L111 255H109L110 253ZM168 252V253H167ZM175 253V256H174V254L173 253ZM221 252V251H220ZM219 252V253H220ZM109 253V254H108ZM114 253V254H113ZM122 255H121V254ZM144 253V254H143ZM171 253V254H170ZM219 253H216V254H218L217 256V258L218 259H222V258H219ZM81 254H83V255H81ZM99 254H101V256L99 255ZM115 254H116V256H115ZM121 255V257L119 256V255ZM178 254V255H179ZM184 254H185V256H184ZM41 254H39V256H40ZM172 256L173 258H171L172 259V261H170L169 259H168V261H165L166 259H164L163 260V258H165V256ZM179 255V256H180ZM189 255V256H188ZM223 255V252L221 253V255H220V257H223L224 258V255ZM27 256H29L28 254H27ZM37 256V255H36ZM36 256H34V257H36ZM77 256H79L78 258H77ZM82 258H81V257ZM83 256H85V259H84V257ZM97 256V257H96ZM104 256V257H103ZM117 256H119V257H117ZM144 256L146 257L145 259H144ZM180 256V257H181ZM188 256V257H187ZM226 256V255H225ZM38 257V256H37ZM35 258L36 259V261L37 260H39L38 258ZM123 257V258H122ZM124 257H126L125 258V260H124V263H123V260L122 259H124ZM135 257H136V255H135ZM157 257V258H156ZM158 257L162 260V262H159L160 261V259H158ZM72 258H74V260L72 259ZM80 258V259H79ZM167 258V257H166ZM184 258V259H185ZM186 259L185 260V262H187L186 264H194V262H193V260L192 259ZM82 259H84V261L82 260ZM134 259V258H133ZM147 259H148V261L150 262V263H148V261H147ZM157 259V260H156ZM180 259V258H179ZM120 260L121 261V263L120 262H118V261ZM142 261L141 263L139 262V261ZM155 260V261H154ZM159 260V261H158ZM190 260H192V263H191V261ZM36 261H35V264H36ZM69 261H68V264H71V263H69ZM136 261H138L137 263H135ZM184 260L182 259L181 260V263H179V264H183L184 262H183ZM208 261V263H206ZM57 263H59V262H61V261H56ZM152 262V263H151ZM167 262V263H166ZM183 262V263H182ZM55 263V262H54ZM173 263V264H174ZM43 264H45V263H43ZM185 264V263H184Z\"/></svg>",
    "mask_w": 264,
    "mask_h": 264
},
{
    "label": "built area",
    "instance_id": "2783aa9c",
    "mask_svg": "<svg viewBox=\"0 0 264 264\" xmlns=\"http://www.w3.org/2000/svg\"><path fill=\"white\" fill-rule=\"evenodd\" d=\"M239 6L237 20L241 24L244 41L236 50L246 62L245 73L254 79L253 91L259 98L264 124V61L260 47H264V24L256 0H236ZM237 39V38H236Z\"/></svg>",
    "mask_w": 264,
    "mask_h": 264
}]
</instances>
